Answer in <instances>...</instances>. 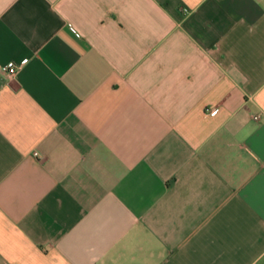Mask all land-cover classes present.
Listing matches in <instances>:
<instances>
[{
  "label": "crops",
  "instance_id": "crops-1",
  "mask_svg": "<svg viewBox=\"0 0 264 264\" xmlns=\"http://www.w3.org/2000/svg\"><path fill=\"white\" fill-rule=\"evenodd\" d=\"M0 264H264V0H0Z\"/></svg>",
  "mask_w": 264,
  "mask_h": 264
},
{
  "label": "built area",
  "instance_id": "built-area-1",
  "mask_svg": "<svg viewBox=\"0 0 264 264\" xmlns=\"http://www.w3.org/2000/svg\"><path fill=\"white\" fill-rule=\"evenodd\" d=\"M28 63V60L22 61L19 65L15 64L14 62L8 63L4 68L3 72L6 76L9 78H13L17 75L18 71ZM216 113V110L212 111L211 114L214 115ZM37 156V153H35Z\"/></svg>",
  "mask_w": 264,
  "mask_h": 264
}]
</instances>
